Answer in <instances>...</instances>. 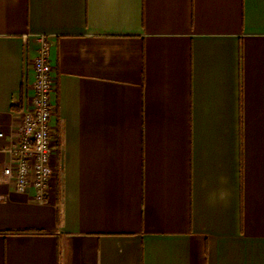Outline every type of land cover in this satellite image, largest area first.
I'll return each mask as SVG.
<instances>
[{"label":"crops","instance_id":"0c3cea01","mask_svg":"<svg viewBox=\"0 0 264 264\" xmlns=\"http://www.w3.org/2000/svg\"><path fill=\"white\" fill-rule=\"evenodd\" d=\"M54 174L2 177L41 38ZM0 264H264V0H0Z\"/></svg>","mask_w":264,"mask_h":264},{"label":"built area","instance_id":"2783aa9c","mask_svg":"<svg viewBox=\"0 0 264 264\" xmlns=\"http://www.w3.org/2000/svg\"><path fill=\"white\" fill-rule=\"evenodd\" d=\"M49 56L50 45L42 37L39 53L33 62V94H25L18 141L8 148L11 159L2 170V177L14 180L18 191L37 190L39 200L44 199V192L54 174L55 133L51 119L55 110L56 82ZM3 136L0 130V137Z\"/></svg>","mask_w":264,"mask_h":264}]
</instances>
